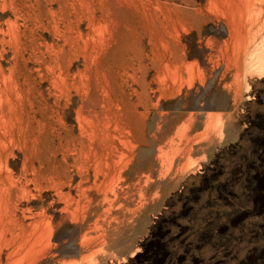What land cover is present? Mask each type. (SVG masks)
Segmentation results:
<instances>
[{"label":"rangeland","instance_id":"1","mask_svg":"<svg viewBox=\"0 0 264 264\" xmlns=\"http://www.w3.org/2000/svg\"><path fill=\"white\" fill-rule=\"evenodd\" d=\"M0 96V264H264V0H0Z\"/></svg>","mask_w":264,"mask_h":264},{"label":"bare ground","instance_id":"2","mask_svg":"<svg viewBox=\"0 0 264 264\" xmlns=\"http://www.w3.org/2000/svg\"><path fill=\"white\" fill-rule=\"evenodd\" d=\"M235 6V4H234ZM239 6V5H238ZM232 7V6H231ZM241 7V6H239ZM230 8V7H229ZM232 9V8H231ZM241 10V9H240ZM238 10V11H240ZM241 12V11H240ZM242 18V17H241ZM72 22V21H71ZM167 46V45H166ZM184 64V63H183ZM177 69V68H176ZM3 92V91H2ZM2 97L0 96V101H1ZM7 100V99H6ZM10 101V100H9ZM6 102V101H4ZM8 112V111H7ZM10 118L8 117L7 114H5L4 112L0 113V129H4L5 133H8V123H9ZM6 140V139H5ZM102 142L106 145H110L106 146V149L112 152H116L117 156H119L120 151L119 149L114 146L110 141H109V137L108 135H104L102 138ZM4 142V136L0 135V145H3ZM181 145V144H180ZM104 148V146H103ZM93 145L91 143H89L88 145H83V148L81 149L82 153L85 156H88V154H90L91 152H93ZM105 149V148H104ZM97 151V150H95ZM107 152V153H108ZM104 153V152H103ZM107 153H104L107 155ZM66 157V156H65ZM116 157V155H115ZM114 157V158H115ZM164 158V157H163ZM86 160V159H85ZM3 162V161H2ZM64 162V161H63ZM1 161H0V167H1ZM4 166V165H3ZM104 169H106L104 167ZM1 174V173H0ZM4 174V173H3ZM7 180V181H6ZM8 180H10V174L8 171H6V175L4 178L1 177L0 175V225H2L1 231H3L5 229L6 222H10L12 221V218L14 219V217H12V212L14 214V211H12V193L10 190V185L7 184ZM11 184V183H10ZM6 220V221H4Z\"/></svg>","mask_w":264,"mask_h":264}]
</instances>
